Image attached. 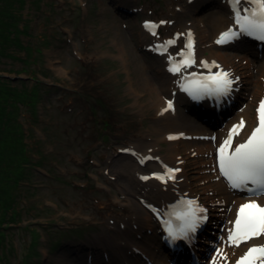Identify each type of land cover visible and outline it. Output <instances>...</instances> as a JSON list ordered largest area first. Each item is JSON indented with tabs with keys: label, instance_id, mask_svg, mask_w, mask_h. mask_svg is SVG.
Returning a JSON list of instances; mask_svg holds the SVG:
<instances>
[{
	"label": "rangeland",
	"instance_id": "rangeland-1",
	"mask_svg": "<svg viewBox=\"0 0 264 264\" xmlns=\"http://www.w3.org/2000/svg\"><path fill=\"white\" fill-rule=\"evenodd\" d=\"M196 1L26 0L23 10L15 4L14 9L22 14L20 29H25L22 46L5 51L8 58L0 56V78L19 88L37 86L38 93L31 91L33 98L39 95L36 113L20 106L18 123L25 129L29 156L39 164L34 165L32 180L22 184L27 186L21 198L24 215L8 231L6 264H21L33 241V229L38 232L34 249L40 256H30L25 264H89L84 260L88 257L93 264H102L106 260L103 247L115 233L111 230L103 242L98 238L103 240L109 228H121L126 207L134 210L131 219L142 220L134 201L137 197L123 190L128 178H118L113 169L126 164L128 154L120 151L135 142L136 133L151 135L156 111H150L148 105L140 112V104H148L154 97L143 87L137 63L123 66L119 48L127 45V63L136 57L149 68L150 77L157 83L164 81L162 58L144 50L139 23L144 18L163 19L168 22L166 34L171 35L182 27V21L195 20L209 34L208 23L218 17L221 7ZM193 7L201 15L181 14ZM245 52L248 60L260 56L257 49L246 47ZM244 81L243 76L239 95L250 101ZM183 113L179 111L180 121H185ZM221 123L209 121L213 128ZM159 146L168 149L165 143ZM162 153L166 152L157 154ZM185 167L189 177L196 176L190 160L186 159ZM196 181L191 186L200 194ZM199 197L209 208L214 202ZM133 222L128 228L129 242L153 235ZM204 236L198 238L199 255L208 252L203 249L206 242L213 247L212 239ZM125 251L128 254L130 248ZM164 252L173 264L172 254L166 248ZM113 255L110 246L108 256Z\"/></svg>",
	"mask_w": 264,
	"mask_h": 264
},
{
	"label": "bare ground",
	"instance_id": "bare-ground-1",
	"mask_svg": "<svg viewBox=\"0 0 264 264\" xmlns=\"http://www.w3.org/2000/svg\"><path fill=\"white\" fill-rule=\"evenodd\" d=\"M205 1L212 5H217L221 7V9H225L224 4L226 5L228 0ZM196 2L200 5V1ZM192 9L193 10L182 12L181 14L184 13L187 16H191V18L201 15H197V7H193ZM178 11H183V8L178 9ZM170 14L173 15L172 13ZM182 22L186 24L183 25V23H181L182 28L179 29L182 35L181 39L185 38L187 30L195 28L197 55L199 58L218 62L226 68L231 74V77H238V79L234 82L235 88L225 97V103L229 108H214L215 100H210V98L204 99L206 101L204 104H197L199 99L194 101L193 98H184L183 96L185 95V92L179 94L177 91L178 84L184 81L185 77L182 75L184 71L179 72V75L176 74V76L171 75L167 71L169 64L166 62V59L171 51L162 57L163 65L160 69V74H164L165 80H158L157 83L155 78L150 77L147 74V69L149 70V68L146 65H143L138 58L134 57L132 63H127V60L129 61L127 57L129 56V52L125 49L127 45L123 44L122 47L119 48V56L123 61V66L128 68L130 65L137 63L138 69L136 72L142 76V81L145 83L143 87L150 90L147 94L154 97L151 99L152 102L150 101L148 104H140V112H145L149 105L148 109L150 111L151 109L156 111V118L153 120L154 125L152 126L153 129L151 135H138L136 133L135 142L129 144V147L126 148L135 152L137 158L134 156H128L129 159L126 161V164L119 166L117 171L113 169V172H116L115 175L118 178H128V183L123 190L127 195L131 194L137 197L136 200H134L136 203L135 205L138 206L137 209H141L143 216L142 220L140 218L131 219L134 210H131L129 208L130 206H125L126 210L124 212H127L125 214L123 210L119 208L124 214L119 223L121 228H109L107 229V233L103 235V240H101V237L98 238L99 241L103 242L107 239V235L110 231H114L115 234L112 240H109L108 244L103 247L105 257L110 251V246L114 250L115 255L108 257L109 261L114 264H140L137 260H132L128 255L130 252L127 254L125 250L135 247V241H128V235L130 233L128 228H131V222H133V220H136L133 223L139 224L141 229H154L152 225L153 219L147 213L146 208L148 202L146 199L148 198L156 202L158 206H166L170 201L174 199L178 200V198L179 200L185 198L194 199L198 194L192 189L191 182H195L196 180L195 185L198 188L196 190L200 192V195L205 198L206 201L219 202L217 205L219 207L221 206V208L216 209V206L213 205V203L210 204L211 213L209 214L207 228L203 227V229L199 231L201 236L205 235L204 238L212 239L215 251H212L210 256L224 262L223 259L217 257L216 250L223 251L228 256L238 254L245 250V244L235 247L227 241V235L232 229V221L236 216V209L245 201V199L240 194L229 191L226 182L220 179L216 172V168L218 166V148L227 138L229 130L241 121H244L245 126L240 131V137H235L236 145L244 140L249 135L254 125L257 124L258 101L264 97V53L261 57L258 56L254 58L256 60H248L245 56V49L246 47L250 48L249 41L243 44L232 42L225 48H217L218 50H215L213 41L208 40L207 33L202 29L201 25L196 24L197 22L195 20H186ZM226 22L228 23V20L223 16L212 18L209 21L210 27L214 30V33L210 31L213 35V39L216 38L217 33L215 31L224 28ZM141 38L143 45L148 50L155 53L157 49L155 43H158V41L148 37L142 30ZM115 45H118V43L115 42ZM259 49L264 51V44L260 45ZM236 58H239L240 63L237 62ZM243 76L245 77L244 85H246L247 92L250 94V101L247 99L244 100L243 97L239 95V88L242 87L241 81ZM191 86L194 87V84ZM256 100L257 102L255 103ZM169 102L172 104L176 103V108L166 111L165 109ZM207 102L209 103L210 108L207 107ZM203 105L206 106L200 112L203 115L202 118L206 119V121H202V119L196 116V114H190V110L182 109L185 108V106H188L189 108L191 107V110L193 109V111H195L194 107H199V109H201ZM179 111L184 112L183 119L185 121H180ZM208 119H210V121L212 119L222 123L219 128H213L209 125ZM180 131H183L186 137L191 138V140L188 142L177 140L172 143L167 141L170 134L173 133V135L176 136L178 134L177 132ZM160 143H165L168 146V149L164 150L162 146H159ZM200 143H202V146H198ZM161 150L166 153L158 155L157 153H160ZM147 156H151L153 160L147 161L146 165L143 166L142 162ZM186 159L190 160V163H192L193 172L196 174L193 178L189 177L188 172L185 171L184 160ZM160 160H162L163 163H159ZM167 165L171 167H168ZM168 168H179L181 170L175 173L174 180H167V182H171V184L168 185L165 183L167 186H161L153 182L151 179H148L145 183L141 182L139 179V177L148 174L149 170H152L151 173H154L156 169H160L162 171L159 175H166ZM176 195H178V197ZM136 242L141 245L142 249H147L152 252V256L148 255V257L154 261L155 264H170L167 256L162 252V248L157 242L155 234L141 241L136 240ZM37 244L38 242L33 247L29 248L26 254L40 256L37 250L34 249ZM205 245L206 246H204L203 249H206L209 246V242H206ZM186 249L195 252L196 245L192 243ZM208 259L209 256H207V252L200 255L198 252H195V257L190 261V264H208ZM84 260L87 261L86 258ZM109 261L107 264H110Z\"/></svg>",
	"mask_w": 264,
	"mask_h": 264
},
{
	"label": "snow or ice",
	"instance_id": "snow-or-ice-1",
	"mask_svg": "<svg viewBox=\"0 0 264 264\" xmlns=\"http://www.w3.org/2000/svg\"><path fill=\"white\" fill-rule=\"evenodd\" d=\"M233 6L234 19L238 25V31L229 29L222 33L218 43L231 41L239 38L240 35H246L264 41V0H244V3L250 7L241 8V0H230ZM161 23H164L163 21ZM149 29H155L157 25L146 24ZM156 35L155 31H152ZM175 44V40L166 41L158 46V50H166L167 47ZM186 52H181L179 61L170 60L169 70L173 73H179L184 68H190L195 63V45L191 34H188L186 43ZM208 67L207 62H201ZM219 68V65H214ZM195 75V74H193ZM234 83L231 74L228 71L220 70L218 73L207 77H200L189 81L183 85V90L189 92L194 97L201 95L226 96L232 90ZM195 84V87L191 85ZM172 108L169 102L167 109ZM258 123L253 128L248 138L241 143H237L233 148L234 139L240 134L245 123L241 121L233 126L229 136L218 148V166L221 174L229 182L233 189H240L251 193L249 202L244 203L238 210L237 219L234 221V228L229 232V241L234 246H239L242 242L264 236V205L256 201V197L264 195V100L261 101L258 108ZM173 139L174 137H169ZM178 169H168L166 175H158L156 178L163 182L168 179H175V173ZM144 179H148L144 177ZM252 185V188L248 186ZM189 211L178 219L182 221L179 229H174L171 224L168 225V236L172 240L186 238L189 233H194L201 219L198 213L206 212L199 208L194 200L187 202ZM223 259H227L222 253H218ZM264 264V246H253L248 252L237 261V264Z\"/></svg>",
	"mask_w": 264,
	"mask_h": 264
},
{
	"label": "trees",
	"instance_id": "trees-1",
	"mask_svg": "<svg viewBox=\"0 0 264 264\" xmlns=\"http://www.w3.org/2000/svg\"><path fill=\"white\" fill-rule=\"evenodd\" d=\"M16 3L23 10L26 0H0V56L4 58H8L5 51L22 46L21 36L25 29H20L22 14L14 9ZM5 81L0 78V261L4 260V264L10 248L7 245L8 231L13 229L11 224L16 225L24 215L21 198L24 195L22 189L27 186L22 184L32 180L34 165L39 164L33 163L29 156L25 129L18 123L20 106H26L36 113L39 95L33 98L31 91L38 93L37 86L27 88V85H23L19 88ZM31 235L33 241L30 248L38 242V232L33 229ZM30 256L26 254L21 264H25Z\"/></svg>",
	"mask_w": 264,
	"mask_h": 264
},
{
	"label": "water",
	"instance_id": "water-1",
	"mask_svg": "<svg viewBox=\"0 0 264 264\" xmlns=\"http://www.w3.org/2000/svg\"><path fill=\"white\" fill-rule=\"evenodd\" d=\"M247 41H240V42H237V43H240V44H242V43H246ZM250 42V41H249Z\"/></svg>",
	"mask_w": 264,
	"mask_h": 264
}]
</instances>
